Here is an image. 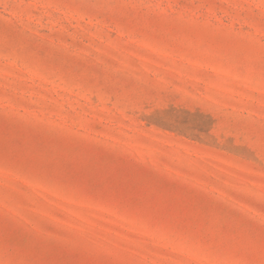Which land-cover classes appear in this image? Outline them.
<instances>
[{
    "label": "rangeland",
    "instance_id": "1",
    "mask_svg": "<svg viewBox=\"0 0 264 264\" xmlns=\"http://www.w3.org/2000/svg\"><path fill=\"white\" fill-rule=\"evenodd\" d=\"M0 264H264V0H0Z\"/></svg>",
    "mask_w": 264,
    "mask_h": 264
}]
</instances>
